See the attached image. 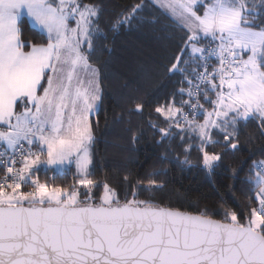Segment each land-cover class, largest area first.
Instances as JSON below:
<instances>
[{
	"label": "snow or ice",
	"instance_id": "1",
	"mask_svg": "<svg viewBox=\"0 0 264 264\" xmlns=\"http://www.w3.org/2000/svg\"><path fill=\"white\" fill-rule=\"evenodd\" d=\"M156 3L184 33L167 68L178 87L155 109L166 124L161 142L179 139L182 165L192 166L198 151L213 175L222 161L209 151L216 136L237 150L241 121L258 119L264 129V0ZM142 7L117 20L114 33ZM100 15L99 5L82 0H0V264H264V160L243 181L253 196L239 215L214 219L206 209L139 199L135 190L121 199L106 182L96 202L92 118L102 97L90 56L94 41L107 38ZM24 23L44 42L22 39ZM160 162H169L167 152ZM72 166L78 179L70 186L40 179ZM162 174L149 173L144 190Z\"/></svg>",
	"mask_w": 264,
	"mask_h": 264
},
{
	"label": "trees",
	"instance_id": "2",
	"mask_svg": "<svg viewBox=\"0 0 264 264\" xmlns=\"http://www.w3.org/2000/svg\"><path fill=\"white\" fill-rule=\"evenodd\" d=\"M89 2L100 6L98 25L107 37L94 41L95 51L90 56L93 66L100 70L102 97L99 111L92 118L96 144L90 178L98 185L92 189L96 201L106 182L121 199L126 193L131 198L135 190L139 199L193 213L206 209L214 219H223L225 211L245 213L253 193L243 181L254 162L264 158V129L258 119L238 124L237 150L227 147L222 135L215 137L220 143L210 146L209 151L222 154L215 174L210 175L201 166V154L195 150L191 153L192 166L178 163L177 157L184 158L183 147L179 139L161 142L158 128L166 124L155 109L169 103L178 87L179 78L170 76L167 68L180 52L184 33L178 23L149 0H82ZM136 4L143 6L137 18L114 33L116 21L130 14ZM22 39L44 42L29 23L23 24ZM138 104L142 106L140 110ZM165 152L169 156L166 165L160 162ZM155 171L164 174L153 177L157 186L145 191L149 173ZM75 172L72 166L55 179L51 171L41 173L40 179L70 186L78 179ZM140 180L145 183L138 184Z\"/></svg>",
	"mask_w": 264,
	"mask_h": 264
},
{
	"label": "rangeland",
	"instance_id": "3",
	"mask_svg": "<svg viewBox=\"0 0 264 264\" xmlns=\"http://www.w3.org/2000/svg\"><path fill=\"white\" fill-rule=\"evenodd\" d=\"M150 2H152V3H154L155 5H157L158 6V4L156 3V0H149ZM147 3V2H146ZM142 5H144V7L146 6V4L145 3H142ZM159 7V6H158ZM163 10V9H162ZM164 11V10H163ZM96 202H98V201H96Z\"/></svg>",
	"mask_w": 264,
	"mask_h": 264
},
{
	"label": "built area",
	"instance_id": "4",
	"mask_svg": "<svg viewBox=\"0 0 264 264\" xmlns=\"http://www.w3.org/2000/svg\"><path fill=\"white\" fill-rule=\"evenodd\" d=\"M261 160H264V158H261V159L256 160L255 163H259ZM22 190L27 191V190H30V189H28V188H24V189H22Z\"/></svg>",
	"mask_w": 264,
	"mask_h": 264
}]
</instances>
